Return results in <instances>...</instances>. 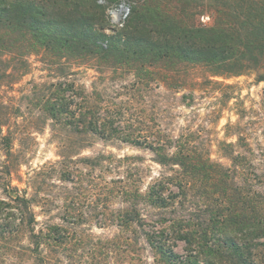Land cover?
Here are the masks:
<instances>
[{
	"label": "rangeland",
	"instance_id": "1",
	"mask_svg": "<svg viewBox=\"0 0 264 264\" xmlns=\"http://www.w3.org/2000/svg\"><path fill=\"white\" fill-rule=\"evenodd\" d=\"M144 2L174 15L177 24L208 28L235 23L222 13L248 7L246 0H98L105 17L96 12L94 24L114 36L130 8ZM96 58L0 56V202L12 206L0 222L13 212L16 225L13 237L0 239V264H166L145 231L164 226L167 236L183 224L195 232L213 218L202 183L183 197L178 166L117 137L83 132L65 115L54 119L48 107L62 94L74 95L76 105L90 96L122 112L123 129L134 137L189 140L230 176L232 156L264 152V58L244 70L173 60L147 67L148 75ZM244 174L237 173L238 184ZM162 187L168 205L159 209L148 195ZM17 197L29 201L25 213ZM31 229L53 238L40 239L44 261L30 256ZM176 242L175 252L185 256L187 245Z\"/></svg>",
	"mask_w": 264,
	"mask_h": 264
},
{
	"label": "trees",
	"instance_id": "2",
	"mask_svg": "<svg viewBox=\"0 0 264 264\" xmlns=\"http://www.w3.org/2000/svg\"><path fill=\"white\" fill-rule=\"evenodd\" d=\"M246 2L248 7L242 12L222 13L224 18H231L235 23L218 22L209 28L177 24L174 15L160 8L155 10L151 3L144 2L130 8L124 30H117L110 36L104 28L94 24L96 12L105 17L98 0H0V56L51 54L74 60L97 57L113 69L134 65L138 70L143 69L140 70L142 75L149 74L147 67L173 60H179L180 65L236 64L243 65V70L250 69L253 61L260 64L264 58V0ZM55 100L56 104L48 107L54 119L60 120L65 115L70 125H79L83 132L117 137L154 152L163 165L178 166L183 197L197 183L203 184L204 205L213 209V218L207 225H200L201 230L192 232L190 226L180 224L178 232L170 231L167 236L164 226L145 231L147 243L163 262L264 264V152L261 158L252 153L244 157L232 156L234 175L230 176L229 169L194 151L189 140L134 137L123 129L126 117L122 112L114 113L109 106L90 96L83 97L81 105L75 104L74 95L62 94ZM173 149L175 152L170 153ZM240 169L245 173L243 184L237 183ZM16 199L22 201V213L29 210L28 200ZM148 200L159 209L168 205L163 187L161 192L151 191ZM214 202L216 207H210ZM6 207L12 208L0 202V219ZM12 213L6 215L5 223L0 222L1 240L16 233L14 221L9 220ZM133 221L140 227L138 214ZM30 233L34 245L29 250L30 256L34 261H44L39 254L40 239L52 242L53 238L48 234L40 236L33 229ZM176 241L187 245L185 256L175 252Z\"/></svg>",
	"mask_w": 264,
	"mask_h": 264
},
{
	"label": "water",
	"instance_id": "3",
	"mask_svg": "<svg viewBox=\"0 0 264 264\" xmlns=\"http://www.w3.org/2000/svg\"><path fill=\"white\" fill-rule=\"evenodd\" d=\"M123 10H124V7L122 6L121 9H120V11H123ZM117 15L119 16V13H117Z\"/></svg>",
	"mask_w": 264,
	"mask_h": 264
}]
</instances>
